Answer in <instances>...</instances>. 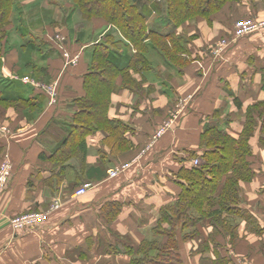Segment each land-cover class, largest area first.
<instances>
[{"label": "crops", "instance_id": "crops-1", "mask_svg": "<svg viewBox=\"0 0 264 264\" xmlns=\"http://www.w3.org/2000/svg\"><path fill=\"white\" fill-rule=\"evenodd\" d=\"M58 1L62 0H43L55 5L51 10L44 3L46 9L24 12L22 5L13 13L7 39L0 44V126L9 130L0 131V162L8 155L14 166L10 185L0 195V264H129L123 248L153 237L160 209L180 193L177 174L182 166H193L192 152L203 151L204 128L215 125L237 137L248 106L264 100V30L232 41L220 58L211 55L223 36L232 37L238 18L253 15L264 21V0L227 6L211 23L199 19L184 24L177 31L190 39V54L183 55L189 64L175 68L150 50V69L132 71L127 78L116 76L107 116L126 126L123 138L108 139L111 131L102 129L89 134L82 147L60 151L73 131L75 100L85 96L94 46L107 41L120 67L127 65L135 50L112 26L102 20L86 22L71 0ZM156 4L162 5V0L140 1L149 29L175 31ZM26 36L38 37L42 43L41 61L32 59L29 50H36V44H24ZM14 76L57 83L56 102L50 104L44 91ZM9 81L16 82L10 86ZM61 160L65 163L59 164ZM252 161L256 177L242 184L244 207L264 229V150L254 151ZM120 164L126 168L110 177ZM94 169L105 172L104 177L91 180ZM83 182H92L94 188L73 198ZM56 197L62 206L47 215L41 228L27 233L13 230L11 218L48 210ZM116 205L121 211L109 222L106 210ZM198 228L200 237L181 243V264H214L217 252L230 257L231 264H247V260L264 264V231L259 235L242 222L234 246L229 237L218 235L219 248L211 245L204 252L200 245L213 231L206 222Z\"/></svg>", "mask_w": 264, "mask_h": 264}, {"label": "trees", "instance_id": "trees-1", "mask_svg": "<svg viewBox=\"0 0 264 264\" xmlns=\"http://www.w3.org/2000/svg\"><path fill=\"white\" fill-rule=\"evenodd\" d=\"M18 1L21 0H0V44L7 39L8 27ZM71 1L73 9L78 10L86 22L102 20L120 32L122 40L126 41L135 53L128 59L125 67H120L113 59L115 50L107 41L94 46L92 65L84 82L85 96L75 100L77 110L73 118V131L58 151L65 147L78 149L85 144L89 134L102 129L111 131L108 139L123 138L126 126L119 121L110 120L107 116L110 96L115 90L116 76L122 74L127 78L132 71L140 74L150 69L152 67L148 56L150 50L158 52L175 68L186 66L190 60L183 55L190 54L188 49L190 39L177 30L184 24L196 23L199 19L211 23L213 17L227 6H241L247 2L162 0V5L156 4V9L161 7L165 19L175 28V31L164 34L149 29L147 13L140 6L141 0ZM251 16L253 15H244L238 18L235 24L249 19L263 21ZM262 72L264 73V66ZM14 82L16 81H9L8 85L12 86ZM262 84L264 88V76ZM235 101L241 109L239 99ZM244 115V127L237 137L215 125L204 128L200 143L203 151L201 154L197 152L191 154L194 159L200 158L201 163L197 166L193 164L191 167L182 166L180 169L177 174L180 193L173 203L160 209L158 220L152 227L153 237L142 239L136 244L130 243L123 251L121 249L124 254L129 255V264H181L179 252L181 243L200 237L198 226L204 222L213 230L209 240L200 245V250L204 252L211 243L216 244V250L219 248L220 244L215 240L218 235L229 237V244L234 246L239 238V227L242 222H246L250 231L259 235L263 233L264 229L255 220V216L244 207L246 201L243 197L242 184L250 183L256 177L251 141L258 127L259 144L264 148V100L248 106ZM67 151L68 149L62 152V156L67 155ZM63 163L65 161L61 160L59 164ZM101 172L100 169H94L89 178L102 179L105 172ZM121 208V205H116L106 210L110 216L109 222L120 213ZM216 255L214 264L233 263L219 252Z\"/></svg>", "mask_w": 264, "mask_h": 264}, {"label": "built area", "instance_id": "built-area-1", "mask_svg": "<svg viewBox=\"0 0 264 264\" xmlns=\"http://www.w3.org/2000/svg\"><path fill=\"white\" fill-rule=\"evenodd\" d=\"M264 30V21L257 20H242L237 22L234 25V30L232 33V37H224L220 39L215 46L211 50V55L214 58L222 57L225 50L229 47L230 43L234 40H239L243 37L252 35L254 33H258ZM14 80L20 81L23 84L32 85L34 88L41 89L44 91L48 97L50 104H54L56 102L58 96V85L57 83L53 84H44L42 82H37L29 79H20L17 76L13 77ZM170 126L168 123L163 128L159 129L157 133V137L161 136L162 133ZM0 131L2 133H9V130L5 127L0 126ZM201 163L200 158H196L193 160L194 165H199ZM121 168H117L115 170L110 171V176L115 177L120 172ZM14 173V166L8 155L4 157L2 163L0 164V195L9 187L11 179ZM94 188V184L91 182H83L72 194L73 198H80L81 196L86 195L91 189ZM62 206V200L59 197H56L49 209L45 212H29L25 213L10 219L11 226L15 232L18 233H27L38 228H41L47 218V215L52 212L58 210Z\"/></svg>", "mask_w": 264, "mask_h": 264}, {"label": "rangeland", "instance_id": "rangeland-1", "mask_svg": "<svg viewBox=\"0 0 264 264\" xmlns=\"http://www.w3.org/2000/svg\"><path fill=\"white\" fill-rule=\"evenodd\" d=\"M59 2V1H58ZM72 2V1H71ZM18 3V6L16 7V9H15V13H16V11H19L20 10V7L23 5V9H24V12H25V10L27 11V10H35L36 8H42V7H40V6H43V8H47L45 5H44V3L45 2H43V0H40V1H37V0H21V1H18L17 2ZM60 4L61 3H63V0L61 1V2H59ZM45 4H48L49 5V8H50V10H51V8L52 7H54L55 5L53 4V3H45ZM73 4V3H72ZM35 5H38V6H35ZM62 6H64L63 4H62ZM74 6V5H73ZM67 8V7H66ZM62 13H64V11H62ZM61 13V14H62ZM66 13H68V12H66ZM48 16L50 17V18H54V16H53V14H48ZM250 17V16H249ZM251 17H253V16H251ZM30 17H27L26 19H29ZM251 20H254V19H251ZM37 29V28H36ZM59 35V34H58ZM61 35V34H60ZM59 35V36H60ZM61 38H62V36H61ZM61 38H57V39H59V41L61 40ZM222 39V38H221ZM29 41H32V42H34L35 44H36V50H34V48L32 47L29 51H30V53H31V56H32V59H34L35 61H41V59H42V52H41V49H42V43H40V40H39V38L38 37H33V36H29V38L26 36V37H24V44L25 43H30ZM42 83H44V84H46L45 82H42ZM259 137H260V132H259V127L257 128V132L255 133V136L252 138V141H253V149H254V151L257 153V152H259V150H264V148H262V146L259 144ZM256 157V156H255ZM2 163V161L0 162V164ZM117 168H121V170H120V172L118 173V175L121 173V171H123L125 168H126V165H121L120 164V166L118 165L117 166ZM116 168H114L113 170H115ZM117 175V176H118ZM109 176H110V173H109ZM117 176H115V177H117ZM111 177V176H110ZM112 178H114V177H112ZM51 206V205H50ZM49 209V208H48ZM45 211H47V210H43V211H38V212H45ZM213 231V230H212ZM152 232V231H151ZM239 239V238H238ZM238 241V240H237ZM210 242V241H209ZM250 244V243H249ZM251 244L252 245H254V241H251ZM211 245H213V244H210V246ZM208 247V249H210L211 247ZM213 247L215 248V247H217L216 246V244H214L213 245ZM254 250V249H253ZM255 252H256V250H254ZM228 259H230V257L228 258ZM230 260H232V259H230ZM233 262V261H232ZM247 264H253L252 262H251V260H247Z\"/></svg>", "mask_w": 264, "mask_h": 264}]
</instances>
